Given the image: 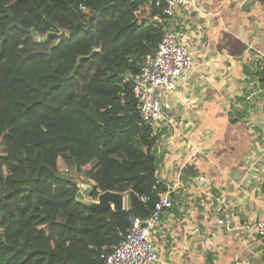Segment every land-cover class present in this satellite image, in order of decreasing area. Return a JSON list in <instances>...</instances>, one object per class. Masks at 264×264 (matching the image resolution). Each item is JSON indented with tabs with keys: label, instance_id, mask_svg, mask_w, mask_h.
<instances>
[{
	"label": "trees",
	"instance_id": "16d2710c",
	"mask_svg": "<svg viewBox=\"0 0 264 264\" xmlns=\"http://www.w3.org/2000/svg\"><path fill=\"white\" fill-rule=\"evenodd\" d=\"M157 17L151 0H0V264H103L153 212L165 189L132 86ZM69 170L128 207L79 204Z\"/></svg>",
	"mask_w": 264,
	"mask_h": 264
},
{
	"label": "crops",
	"instance_id": "0c3cea01",
	"mask_svg": "<svg viewBox=\"0 0 264 264\" xmlns=\"http://www.w3.org/2000/svg\"><path fill=\"white\" fill-rule=\"evenodd\" d=\"M165 26L191 56L152 127L172 205L151 264H264L254 223L264 190V0H194ZM90 198V195L87 197Z\"/></svg>",
	"mask_w": 264,
	"mask_h": 264
},
{
	"label": "built area",
	"instance_id": "2783aa9c",
	"mask_svg": "<svg viewBox=\"0 0 264 264\" xmlns=\"http://www.w3.org/2000/svg\"><path fill=\"white\" fill-rule=\"evenodd\" d=\"M160 12L157 20L163 26L161 40L155 50L143 55L138 72L133 76L132 93L140 116L152 127L166 118L169 103L160 99L158 92L172 91L179 79L191 71V56L165 24L181 6H192L194 0H151ZM153 133V132H152ZM153 212L146 217L131 216L130 228L119 243L102 254L103 264H151L158 260L152 241V230L159 223L160 213L172 205L168 190L158 193ZM262 216L254 223L261 241H264V190L261 193Z\"/></svg>",
	"mask_w": 264,
	"mask_h": 264
},
{
	"label": "water",
	"instance_id": "95a60500",
	"mask_svg": "<svg viewBox=\"0 0 264 264\" xmlns=\"http://www.w3.org/2000/svg\"><path fill=\"white\" fill-rule=\"evenodd\" d=\"M65 36L66 32L64 30L58 32L48 31L43 37L37 36L36 39L39 41H47L50 37H57L58 41H60ZM93 53L94 51L91 55ZM82 178L84 180L77 177L71 179L77 187L75 199L79 204L90 210L112 209L114 212H121L126 209L127 195L123 192L105 190L97 194L95 199L87 198L91 194L93 188L91 183L85 177L82 176Z\"/></svg>",
	"mask_w": 264,
	"mask_h": 264
},
{
	"label": "rangeland",
	"instance_id": "374dc122",
	"mask_svg": "<svg viewBox=\"0 0 264 264\" xmlns=\"http://www.w3.org/2000/svg\"><path fill=\"white\" fill-rule=\"evenodd\" d=\"M66 35H67V32H66ZM66 173H68V175L71 176L72 178L77 177V178H80L81 180H84V179L82 178V175L80 174V172L75 173L74 171L69 170V171H67ZM88 181H89V180H88ZM89 182H90V181H89ZM90 183H91V182H90ZM125 194H126V193H125ZM87 196H88V195H87ZM125 207H126V208L128 207L127 199H126V205H125Z\"/></svg>",
	"mask_w": 264,
	"mask_h": 264
}]
</instances>
